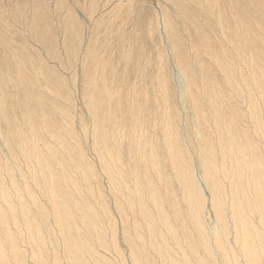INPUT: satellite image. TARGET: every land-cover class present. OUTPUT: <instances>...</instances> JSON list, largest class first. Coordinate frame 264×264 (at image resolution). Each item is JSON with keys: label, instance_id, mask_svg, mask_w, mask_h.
Instances as JSON below:
<instances>
[{"label": "bare ground", "instance_id": "6f19581e", "mask_svg": "<svg viewBox=\"0 0 264 264\" xmlns=\"http://www.w3.org/2000/svg\"><path fill=\"white\" fill-rule=\"evenodd\" d=\"M158 1L155 61L132 5L94 18L79 129L42 38L0 28V264H264V0Z\"/></svg>", "mask_w": 264, "mask_h": 264}, {"label": "rangeland", "instance_id": "374dc122", "mask_svg": "<svg viewBox=\"0 0 264 264\" xmlns=\"http://www.w3.org/2000/svg\"><path fill=\"white\" fill-rule=\"evenodd\" d=\"M104 1L105 0H0V28L8 26L13 36V41L23 42L26 48L33 47L36 49V39L42 38V49L37 48L38 50H36L51 64L54 61L58 64V71L61 74L64 87L69 92L70 97L67 101L71 103L73 115L71 124L74 127H76L78 120L87 118L80 78L81 55L84 47L83 42H85L87 38H90L92 30H94L93 21L95 19L100 20L101 16H106L113 4L122 1L126 3V5L130 4L133 6L130 12L122 18V27H127L129 19L133 17L138 18L140 23L135 30L139 37L138 43L147 48V51L151 50L149 53L153 61L156 59L153 40L160 36L158 34L157 25L155 24V18H158L159 23L161 22L159 10V8H161V3L158 0H110L109 4H105ZM36 7H38L39 11L41 10L40 12H46L43 26H37V28H35L36 23L34 19V12L37 10ZM71 18L79 34L80 44L77 48H73L67 44L69 32L65 29L64 25L66 21L69 22ZM150 18H153L154 22ZM149 26L152 28L151 34L147 31ZM38 29L40 30L39 33ZM71 29L72 27L69 26V30ZM48 43H53L56 46V60L48 58L49 51L46 50V47L49 48ZM148 47H150V49ZM168 71L171 72L170 76L172 83L176 84L178 81L176 74H173L174 70L171 62L168 64ZM76 129L79 128L76 127ZM205 194L207 197V193ZM206 210L209 209L205 207V216L206 218H208V216L210 217V219H206L208 222L211 221L210 214L212 212L209 210L210 213L208 214L209 211L207 212ZM115 244L119 245L117 237Z\"/></svg>", "mask_w": 264, "mask_h": 264}]
</instances>
